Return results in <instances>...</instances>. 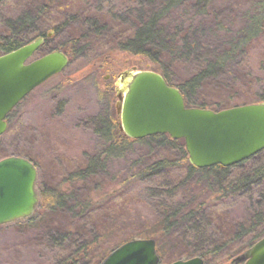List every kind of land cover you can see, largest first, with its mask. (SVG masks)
<instances>
[{
    "label": "trees",
    "instance_id": "trees-1",
    "mask_svg": "<svg viewBox=\"0 0 264 264\" xmlns=\"http://www.w3.org/2000/svg\"><path fill=\"white\" fill-rule=\"evenodd\" d=\"M190 1L192 0H138L140 7L134 17H131L130 12L126 13L127 19L124 15L113 13L123 17V20H117L113 15L102 18L97 15L101 9L91 15L77 16L75 23L81 36L74 38L69 43L71 45H63L58 50L65 52L70 61L73 52L84 48L87 42L108 38L110 50L147 59L152 64L151 70L163 75L169 85L179 88L189 107L221 110L264 102V84L258 85V79L253 75H250V79L233 77L237 80L231 79L227 85L221 77L226 72V64L245 53L247 47L264 33V0L255 4L252 14L234 31L228 45L221 52L206 57L200 56L198 49L202 44L190 29L182 30L175 26L171 30L166 25L170 13ZM4 2L5 0H0V4ZM210 2L211 0H195L196 9L201 12ZM52 8V1L46 2L37 8L36 14L39 11L47 13ZM34 17L35 14L25 13L15 22L7 21V31L0 35V55L25 44L21 31L24 27L33 25ZM130 17L133 19L128 20ZM72 22L70 21L71 24ZM128 24L132 26L127 27ZM58 28L54 26L53 30L57 33ZM40 36L44 37L45 42L37 54L46 47L49 40L47 32L40 33ZM179 52H183L185 61L196 65L185 78H180L174 67ZM100 56L101 53L98 57ZM96 67L93 65L91 68ZM216 79L222 81L220 88L224 92L226 103L205 101L198 96L207 83ZM248 91L253 95H242ZM11 116L12 112L7 117L8 122ZM98 126L104 147L88 155L84 163L68 172L59 182L49 185L37 180L40 203L34 215L25 219L28 223L39 218L43 222L47 220V230L54 223L51 216L46 219L47 211L53 214L66 211L69 214V223L71 221L73 227L69 224L64 230L52 229L47 233L50 243L60 249L61 257L56 264H101L114 248L136 237H151L156 240L160 264L196 256L202 257L204 264H231L235 256L264 237V195H260L262 199L255 200L256 206L259 205L257 209L243 221L234 224L229 221L227 209L210 210L207 207L209 198L221 200L261 194L264 188V150L233 166L196 168L189 161L183 139H171L169 135L157 134L134 140L121 131L115 119L109 115L100 118ZM132 141L143 142L148 156H154L133 164L129 170L132 171L131 177L138 182H149L146 187L148 193L144 196H149L156 202L160 199L159 209L155 208V222L150 227L132 232L122 240L105 246L121 220L113 203L115 190L111 189L100 195L102 184H95L88 191H84L83 186L96 177L107 174L112 160L132 150ZM168 151L174 152L175 156L168 157L163 153ZM10 155L27 158L38 169L34 159L27 154L16 152ZM173 170L180 172L178 180L170 175ZM159 178L160 181L157 180ZM193 184L202 186L203 192H208V196L197 201L191 189ZM96 190L97 195H94Z\"/></svg>",
    "mask_w": 264,
    "mask_h": 264
},
{
    "label": "rangeland",
    "instance_id": "rangeland-1",
    "mask_svg": "<svg viewBox=\"0 0 264 264\" xmlns=\"http://www.w3.org/2000/svg\"><path fill=\"white\" fill-rule=\"evenodd\" d=\"M49 1H52V10L36 14L37 8ZM260 1L211 0L199 12L195 0H192L172 11L166 25L171 30L175 26L182 30L190 29L202 44L198 49L200 56L206 57L221 52L228 45L234 31L252 14L253 7ZM139 7L138 0H5L0 4V35L6 33L8 20L15 22L25 13L35 14L34 26L24 27L21 33L24 43L40 37L42 32H47V35L50 33L46 47L35 55L40 57L63 45H71L69 43L74 38L81 36L75 17L91 15L101 9L97 15L102 18L113 15L117 20H123V17L113 13L124 15L127 19L126 13L130 12L131 17H134ZM131 17L128 20H132ZM70 21H73L72 24ZM54 26L59 27L57 33L53 30ZM130 26L132 24L127 25ZM84 46L73 52L74 55L61 73L34 89L12 111L7 131L0 137V159L16 152L27 154L38 165V181L49 185L64 179L68 172L84 163L88 155L104 147L98 132V122L100 118L109 115L118 125L116 103L121 73L132 69H152V64L143 57L110 50L108 38L90 41ZM182 56L183 52H179L174 67L177 75L185 78L196 65L185 61ZM93 65L97 67L91 68ZM225 69V74L220 76L226 85L231 79L237 80L233 77L250 79V75L258 79V85L264 84V33L247 47L245 53L227 63ZM222 81H210L198 96L205 101L226 103L220 88ZM242 95L252 96L253 93L248 91ZM131 143L132 150L112 160L107 174L83 186L84 191H88L95 184H102L100 195L115 190L113 203L121 220L105 246L122 240L132 232L150 227L155 222V208L159 209L160 199L156 202L144 196L148 193L146 187L149 182H138L131 177L132 171L129 170L133 164L154 156H148L143 142ZM163 153L168 157L175 156L172 151ZM170 175L178 180L180 172L173 170ZM157 180L160 181V178ZM191 189L197 201L208 196L202 186L193 184ZM93 193L97 195V190ZM260 195H264V188L261 194L251 196L221 200L209 198L207 207L210 210L227 209L229 221L234 224L243 221L259 207L255 200L262 199ZM50 216L54 223L47 230L46 223L49 221L44 219L43 222L40 218L33 223L20 219L0 225V264H56L61 257L60 249L50 243L47 233L52 229L64 230L69 224L72 227L74 224L71 221L69 223L66 211L55 214L47 211L46 219Z\"/></svg>",
    "mask_w": 264,
    "mask_h": 264
},
{
    "label": "water",
    "instance_id": "water-1",
    "mask_svg": "<svg viewBox=\"0 0 264 264\" xmlns=\"http://www.w3.org/2000/svg\"><path fill=\"white\" fill-rule=\"evenodd\" d=\"M50 36V33L48 34ZM37 37L0 55V137L8 115L34 89L69 63L62 50L35 57L44 44ZM117 114L122 131L134 140L166 134L183 139L190 163L196 168L236 165L264 150V102L214 110L189 107L179 88L153 70L121 73ZM38 169L22 156L0 159V225L34 215L40 203ZM156 240L132 238L114 248L101 264H160ZM168 264H204L200 256ZM231 264H264V237L231 260Z\"/></svg>",
    "mask_w": 264,
    "mask_h": 264
},
{
    "label": "flooded vegetation",
    "instance_id": "flooded-vegetation-1",
    "mask_svg": "<svg viewBox=\"0 0 264 264\" xmlns=\"http://www.w3.org/2000/svg\"><path fill=\"white\" fill-rule=\"evenodd\" d=\"M118 126H119V129L122 131L121 125H120V117H119V115H118Z\"/></svg>",
    "mask_w": 264,
    "mask_h": 264
}]
</instances>
